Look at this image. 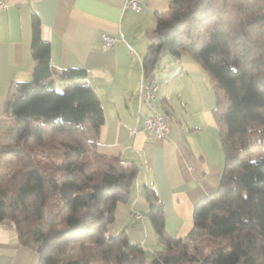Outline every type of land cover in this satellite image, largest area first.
<instances>
[{"label":"trees","instance_id":"trees-1","mask_svg":"<svg viewBox=\"0 0 264 264\" xmlns=\"http://www.w3.org/2000/svg\"><path fill=\"white\" fill-rule=\"evenodd\" d=\"M141 67L158 81L166 55L186 53L213 81L224 166L193 226L166 233L148 189L145 215L162 248L155 264H264V0H170ZM32 78L11 84L0 118V223L31 247L36 264H142L125 227L109 235L117 203L138 173L96 150L103 112L84 69L54 74L40 21L31 18ZM159 83V81H158Z\"/></svg>","mask_w":264,"mask_h":264},{"label":"crops","instance_id":"crops-1","mask_svg":"<svg viewBox=\"0 0 264 264\" xmlns=\"http://www.w3.org/2000/svg\"><path fill=\"white\" fill-rule=\"evenodd\" d=\"M125 0H5L0 9V118L14 82L32 78L31 18L40 21V37L49 44L54 74L84 69L78 82L89 84L99 98L104 116L96 150L121 162H133L138 173L128 199L114 209L107 233L125 227L131 242L146 256L162 248L145 212L148 189L161 202L166 233L187 234L193 209L214 193L224 166L215 116L213 81L186 53L166 55L159 71L156 101L138 99L141 61L156 25V12L170 0H142L139 11ZM102 32L117 38L104 49ZM154 111L172 114L169 133L162 138L143 131L144 118ZM35 251L20 243L16 230L0 223V264H36Z\"/></svg>","mask_w":264,"mask_h":264},{"label":"built area","instance_id":"built-area-1","mask_svg":"<svg viewBox=\"0 0 264 264\" xmlns=\"http://www.w3.org/2000/svg\"><path fill=\"white\" fill-rule=\"evenodd\" d=\"M142 0H125L124 7L139 11ZM6 6L5 0H0V9ZM117 41V38L109 32H102L101 45L104 49L112 47ZM158 81L156 79L151 82L144 80L143 72L142 78L138 85V99L141 103L149 104L156 101V90ZM172 122V114H165L154 111L151 116L144 118L143 131L147 134H152L158 138L165 137L170 130Z\"/></svg>","mask_w":264,"mask_h":264}]
</instances>
